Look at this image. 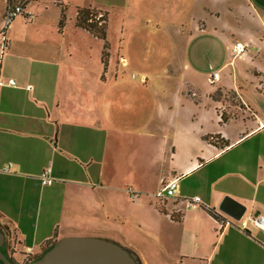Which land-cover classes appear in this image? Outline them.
Instances as JSON below:
<instances>
[{
    "label": "crops",
    "instance_id": "obj_1",
    "mask_svg": "<svg viewBox=\"0 0 264 264\" xmlns=\"http://www.w3.org/2000/svg\"><path fill=\"white\" fill-rule=\"evenodd\" d=\"M198 3L212 7L187 34L181 20L191 19ZM4 5L0 0V25ZM77 7L106 15L105 39L76 25ZM26 11L32 18L20 15L10 22L0 53V213L13 232V259L27 264L44 243L64 236L114 241L100 227L77 225L76 190L95 195L94 212L107 217L112 192L122 191L113 186L117 171L128 172L122 159L113 164V131L142 133L149 124L142 117L130 119L137 115H130L131 103L150 86L145 72L138 78L128 73L133 67L125 41L143 32L136 23L141 20L151 31L163 26L172 29L170 35L188 36L189 46L198 39L206 63L191 59L189 76L205 71L208 82L217 71L219 78L202 93L194 90L193 77L185 94L176 89L171 99H162L155 93L153 119L157 129L171 134L150 159L158 165L169 146V166L157 178L163 184L177 177L179 187L176 198L157 211L165 226L156 237L144 248L124 247L140 264H264L261 229L220 225L207 209L221 212L218 204L229 195L246 205L247 213L264 215V0H36ZM231 14L235 22L224 17ZM236 42L245 44V51L226 58ZM179 115L195 121L180 122ZM166 116L169 126H161ZM208 122L222 126L214 133L220 137L217 145L204 138L210 135L204 128ZM133 163L138 167L142 161ZM46 168L52 182L44 185L39 175ZM195 195L201 203L187 206L185 199ZM142 205L138 201L136 207ZM27 247L32 252L24 260Z\"/></svg>",
    "mask_w": 264,
    "mask_h": 264
},
{
    "label": "rangeland",
    "instance_id": "obj_2",
    "mask_svg": "<svg viewBox=\"0 0 264 264\" xmlns=\"http://www.w3.org/2000/svg\"><path fill=\"white\" fill-rule=\"evenodd\" d=\"M211 7L212 4L209 3L194 4L191 19L189 15L186 18L183 16L181 22L186 28L187 34L188 28L194 27L198 19L204 17L205 12ZM239 15L240 13L238 17ZM224 17L230 22H235L232 14ZM136 23H140L143 32L130 34L125 41L129 46L128 54L132 63L131 67H133L130 68L131 70L128 73L138 78L141 72H145L149 76L150 86H146L143 93L139 94V100L136 103H131L130 115L133 113L137 115H131L130 119L133 121L142 117L145 121L148 120L149 124L146 125L142 133L113 131L112 141L110 142L113 164H118L122 159L123 167L126 165L128 170L125 173L117 171L119 175L116 181L113 182V186H119L122 191L112 192L111 201L107 202L106 205L108 212L106 217L105 213L94 212L95 208L99 206L95 195H88L86 189L76 190V222L78 223L77 225L84 228H92L91 230L97 227L102 228V230H105L103 234H107V236L123 247L128 246V244H134L144 248L145 242L152 240L153 237L155 238L156 234H158V229L162 230L161 226H165L164 220L160 218L157 211L164 201L167 200H160L154 196V193L162 187L157 175L162 171L165 172L169 166L170 147L164 146V154L160 153L161 159L158 165L153 164L150 158L158 155V144L168 140L171 134L170 130L169 132L157 129L156 121L153 119L155 118L152 113L155 93L157 94L159 91L158 96L162 99L166 97L171 99L176 89L182 90V93L185 94L188 90L187 79L192 77L196 81L194 82V85H196L194 90L198 93L208 90L210 83L205 80V71L195 76H189L188 73L189 69L187 67L191 63V59L194 62L198 61L200 65L206 63L205 53L198 39L195 38L193 44L189 46L187 44L188 36L170 35L172 29L162 26L159 31H151L150 29L152 28L149 23L146 25L141 20L136 21ZM115 39L114 41H112L113 39L111 40L113 45L116 44ZM225 53L226 58L234 60L229 49ZM173 69H176L175 72L172 71ZM173 78H177L180 85H177ZM229 101L231 103L234 102L232 99H229ZM191 118L193 119L190 115L185 117L179 115L178 121L186 122L187 120L189 122ZM193 120L195 121V119ZM160 125L169 126L168 116L160 121ZM229 127L234 129L235 122H231ZM204 128L208 133L214 134L220 132L217 130L222 128V126L217 122H208ZM218 140H220V137ZM136 157L142 161L138 167L133 163L137 159ZM128 187L136 191L139 198L133 199L127 192ZM138 201H141V203L143 201L144 205L136 207ZM83 207H86V210ZM101 210L103 209L101 208ZM136 218L142 221L141 226L137 224ZM5 236L7 237L5 250L14 260V257H12L13 245H11L9 236ZM24 257L25 251L23 253ZM27 258L28 256L24 259Z\"/></svg>",
    "mask_w": 264,
    "mask_h": 264
},
{
    "label": "water",
    "instance_id": "obj_3",
    "mask_svg": "<svg viewBox=\"0 0 264 264\" xmlns=\"http://www.w3.org/2000/svg\"><path fill=\"white\" fill-rule=\"evenodd\" d=\"M218 209L238 220L246 205L224 195ZM5 235L0 230V264H15L1 251ZM27 264H138L136 254L118 243L98 236L72 235L57 239L41 256Z\"/></svg>",
    "mask_w": 264,
    "mask_h": 264
},
{
    "label": "built area",
    "instance_id": "obj_4",
    "mask_svg": "<svg viewBox=\"0 0 264 264\" xmlns=\"http://www.w3.org/2000/svg\"><path fill=\"white\" fill-rule=\"evenodd\" d=\"M30 1H36V0H4V11L1 18V25H0V53H3V50L6 48V39H5V31L10 22L20 16L23 15L26 17V19L32 18V13L30 11H26V5ZM102 16V12H98L96 15V19H99ZM101 22V21H99ZM246 45L241 42L233 43L230 47V53L232 57H236L239 54L243 53L245 51ZM219 74L217 71H213L209 77L208 82L210 84L214 83L216 80H218ZM9 83L13 84V80H9ZM40 182L41 184H51L52 177L50 175V169L46 168L44 169L40 175ZM178 178H172L168 180L167 182L162 184V187L160 190L156 191L154 193V196L159 198L160 200H165L168 198H176V191L178 189ZM127 192L133 199L138 198V194L136 191H134L131 187L127 188ZM185 203L187 206H195L198 203H201V199L199 196L195 195L192 197H188L185 199ZM220 215L219 217H216L218 219V223L220 225L224 224H235L238 227H240L242 230H245L249 224L254 225L255 227L261 229L264 232V215L261 214H251L247 213L246 211L244 214L240 217V219L235 220L226 214H222L221 212H218ZM31 248L27 247L25 249V257L26 258L31 253Z\"/></svg>",
    "mask_w": 264,
    "mask_h": 264
},
{
    "label": "trees",
    "instance_id": "obj_5",
    "mask_svg": "<svg viewBox=\"0 0 264 264\" xmlns=\"http://www.w3.org/2000/svg\"><path fill=\"white\" fill-rule=\"evenodd\" d=\"M100 12L94 8L91 7H77L76 8V14H75V21L76 25L83 27L87 29L89 32H91L94 36H97L101 39L106 38V15L102 12V16L99 19H96L97 13ZM64 21V15L62 14V17L60 19V24H62ZM101 21V22H99ZM108 43H104V48H107ZM103 54H106V51L104 49ZM221 121L225 122L228 119V116L224 115L223 113L221 114ZM204 138L207 139L209 142L214 143L217 145L219 142L218 134H210V135H204ZM217 140V141H216ZM215 217H219V213L216 212L213 208L208 207L207 208ZM0 230L9 238L12 237V230L10 229L8 221L3 217V215L0 213ZM54 242L53 241H47L44 243V249L42 250L41 253L34 255L33 259L38 258L45 252ZM130 252L131 249H127ZM29 257V255H28ZM136 259L138 261V264H140V261L138 257L136 256Z\"/></svg>",
    "mask_w": 264,
    "mask_h": 264
},
{
    "label": "flooded vegetation",
    "instance_id": "obj_6",
    "mask_svg": "<svg viewBox=\"0 0 264 264\" xmlns=\"http://www.w3.org/2000/svg\"><path fill=\"white\" fill-rule=\"evenodd\" d=\"M6 244H7V237L5 236V242L4 244L1 246V251L4 253V255L11 261H13L15 264H20L19 262H16L15 260H12V258L9 256V254H7L5 248H6ZM24 259V258H23ZM25 260V259H24ZM0 263H2V261H0Z\"/></svg>",
    "mask_w": 264,
    "mask_h": 264
}]
</instances>
